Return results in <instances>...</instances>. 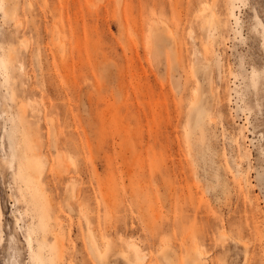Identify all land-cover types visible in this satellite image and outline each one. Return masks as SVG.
Here are the masks:
<instances>
[{
	"label": "rangeland",
	"instance_id": "374dc122",
	"mask_svg": "<svg viewBox=\"0 0 264 264\" xmlns=\"http://www.w3.org/2000/svg\"><path fill=\"white\" fill-rule=\"evenodd\" d=\"M125 255L264 264V0H0V264Z\"/></svg>",
	"mask_w": 264,
	"mask_h": 264
},
{
	"label": "bare ground",
	"instance_id": "6f19581e",
	"mask_svg": "<svg viewBox=\"0 0 264 264\" xmlns=\"http://www.w3.org/2000/svg\"><path fill=\"white\" fill-rule=\"evenodd\" d=\"M212 14L210 16H208V18L206 19L205 23H206V26L207 27H212L213 26V21H212ZM9 60L12 62L13 61V57L12 55L10 54L9 56ZM22 69V66L20 65V70ZM131 249V248H130ZM132 250V249H131ZM134 251V249L132 250ZM138 252V251H137ZM135 253V259L136 261L138 260H142L143 259V256H141L140 254L138 253ZM200 251L198 249H193L192 253L193 255H198L199 259H200V256H201V253H199ZM134 254V253H133ZM124 259L129 263V264H134V261L130 260L129 256L128 255H125Z\"/></svg>",
	"mask_w": 264,
	"mask_h": 264
}]
</instances>
